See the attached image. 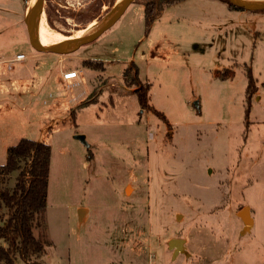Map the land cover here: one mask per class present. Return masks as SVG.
Returning <instances> with one entry per match:
<instances>
[{"label": "rangeland", "instance_id": "obj_1", "mask_svg": "<svg viewBox=\"0 0 264 264\" xmlns=\"http://www.w3.org/2000/svg\"><path fill=\"white\" fill-rule=\"evenodd\" d=\"M144 1L131 2L100 35L57 61L33 55L40 51L21 16L24 8L30 16L34 2L0 0V59L10 58L0 61V165L21 137L51 147L46 206L34 229L50 242L42 258L264 264V8L176 0L145 33ZM118 2L45 0L43 20L71 36ZM37 35L49 40L38 29ZM18 51L23 64L11 59ZM83 59L105 68L85 67ZM130 62L167 121L141 109L137 86L123 83ZM69 68L78 69L77 77L63 79L59 70ZM248 69L256 86L249 104ZM26 86L39 93L29 98ZM101 88L73 117L71 109ZM17 171L0 174V189L13 186ZM244 205L253 220L247 232L237 215ZM171 238H182L185 251L175 254ZM15 263L25 264L18 256Z\"/></svg>", "mask_w": 264, "mask_h": 264}, {"label": "trees", "instance_id": "obj_2", "mask_svg": "<svg viewBox=\"0 0 264 264\" xmlns=\"http://www.w3.org/2000/svg\"><path fill=\"white\" fill-rule=\"evenodd\" d=\"M174 1L176 0H145L143 2L145 33L148 32L153 19L160 14L163 7ZM81 64L91 69L104 70L105 68L100 60L83 59ZM122 80L126 86H137L135 94L141 109H152L156 115L167 121L163 112L150 105V83L142 82L134 62H130L124 68ZM96 91L92 90L71 109L73 117L83 107L97 100L102 88ZM255 91L254 78L248 69L245 88L248 104ZM94 92L96 93L93 94ZM50 157L51 147L44 140L21 137L15 144L8 145L6 148V158L0 165V174L9 176L13 171H18L13 186L0 189V207L5 208L4 214L0 215V221H2L0 222V264H16V256L25 264H46L42 256L45 252V243L50 242L36 236L34 229L41 224V216L46 206Z\"/></svg>", "mask_w": 264, "mask_h": 264}, {"label": "water", "instance_id": "obj_3", "mask_svg": "<svg viewBox=\"0 0 264 264\" xmlns=\"http://www.w3.org/2000/svg\"><path fill=\"white\" fill-rule=\"evenodd\" d=\"M44 1L45 0H35L31 14L30 16H26V28L28 33V39L33 48H35L37 51L43 52H54V53H68L75 49H77L80 45L89 42L96 38L98 35H100L105 29L110 27L124 12V10L127 8V6L133 2L134 0H119L117 5L114 7V9L103 19L97 22L95 26L92 28V30L89 32V34L85 36H79V37H71L66 41L53 44V45H45L41 43V41L38 38L37 35V28L39 26V22L41 19V15L43 13L44 8ZM229 3L234 4L235 6H238L240 8L245 9H262L264 8V0H258V2H244L240 0H226ZM75 137L82 140H84L83 134H75ZM237 215L242 219L243 221V232H247L252 224V218L250 215V209L247 205H244L239 208ZM184 240L182 238H171L169 240V248L173 249L174 253H178L179 251H185Z\"/></svg>", "mask_w": 264, "mask_h": 264}, {"label": "crops", "instance_id": "obj_4", "mask_svg": "<svg viewBox=\"0 0 264 264\" xmlns=\"http://www.w3.org/2000/svg\"><path fill=\"white\" fill-rule=\"evenodd\" d=\"M5 10L7 11V12H12L13 10L12 9H10V8H5ZM12 10V11H11ZM14 12V11H13ZM26 8H24L23 9V12H22V16H21V19L23 20V22H25L26 21ZM25 24H26V22H25ZM39 38V40L41 41V43H43V44H45V45H53L54 43L55 44H57L56 42H53V41H51V40H47L46 38V40L44 39V38H42V37H38ZM21 51H18V52H16V54L17 53H20ZM15 54V55H16ZM15 55L11 58L12 59V61L13 62H16V63H25L24 61H25V59H26V57L23 59V60H16L15 59ZM34 56H36V57H38V58H42V59H56L57 61H61V60H63L64 59V55L63 54H60V53H54V52H48V51H43V52H36L35 54H33ZM10 58H6V59H0V61L2 62V61H4V60H6L5 62H7L8 60H9ZM105 66V65H104ZM70 69H76L77 70V74H78V69L77 68H69V69H66V70H70ZM63 71H65V70H59V72L61 73V77H62V72ZM6 72V71H5ZM63 78V77H62ZM4 79L5 80H7L8 81V79H10L9 78V76L8 77H4ZM64 79V78H63ZM11 80V79H10ZM78 79H75V80H72L71 82L72 83H74V82H76ZM0 85H1V83H0ZM42 85H44V84H42ZM27 91H26V93H27V96L29 97V98H32V97H34L35 95H37L38 93H39V91L37 90V89H32V87L30 86V87H27L26 86V88H25ZM2 109V106H0V110ZM84 212H83V215L81 216V220H80V222H82V221H84L85 219H86V216H87V209L84 207ZM252 224H253V220H252ZM252 224H251V227H252ZM250 227V228H251ZM242 228H243V225H242ZM242 228H241V232H242Z\"/></svg>", "mask_w": 264, "mask_h": 264}, {"label": "bare ground", "instance_id": "obj_5", "mask_svg": "<svg viewBox=\"0 0 264 264\" xmlns=\"http://www.w3.org/2000/svg\"><path fill=\"white\" fill-rule=\"evenodd\" d=\"M241 1V0H240ZM31 2H35V0H31ZM244 2H258V0H246ZM44 11V10H43ZM94 21V20H93ZM47 22V21H46ZM95 26V22H90L88 25H87V28L88 29H83L77 33H74L72 34L71 36L69 35H62L61 33L59 32H52L50 29L47 28V26L45 25L44 23V20H43V13L41 15V19H40V22H39V26H38V30L40 32H42L49 40L53 41V42H56V43H60V42H63V41H66L68 40L69 38L71 37H79V36H85L87 34H89V32L92 30V28ZM92 27V28H91Z\"/></svg>", "mask_w": 264, "mask_h": 264}, {"label": "built area", "instance_id": "obj_6", "mask_svg": "<svg viewBox=\"0 0 264 264\" xmlns=\"http://www.w3.org/2000/svg\"><path fill=\"white\" fill-rule=\"evenodd\" d=\"M25 57H26V55L22 52L17 53L15 55L16 60H23ZM62 77L64 79L75 78V77H77V70L76 69L65 70L62 72Z\"/></svg>", "mask_w": 264, "mask_h": 264}]
</instances>
